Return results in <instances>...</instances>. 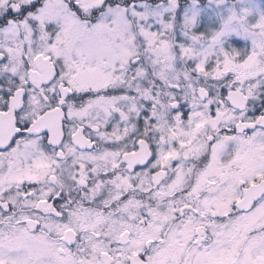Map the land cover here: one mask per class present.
<instances>
[{
    "label": "snow or ice",
    "instance_id": "6c2138e0",
    "mask_svg": "<svg viewBox=\"0 0 264 264\" xmlns=\"http://www.w3.org/2000/svg\"><path fill=\"white\" fill-rule=\"evenodd\" d=\"M0 264H264V0H0Z\"/></svg>",
    "mask_w": 264,
    "mask_h": 264
}]
</instances>
